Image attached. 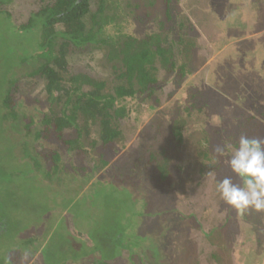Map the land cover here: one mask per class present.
Masks as SVG:
<instances>
[{
	"label": "trees",
	"instance_id": "16d2710c",
	"mask_svg": "<svg viewBox=\"0 0 264 264\" xmlns=\"http://www.w3.org/2000/svg\"><path fill=\"white\" fill-rule=\"evenodd\" d=\"M183 1L161 0L162 19L149 16L142 25L130 19L120 0H30L37 9H25L20 20L15 18L14 0H0V264H54L52 258H60L56 264H154L156 260L173 264L166 236L175 234L181 222L177 216L185 217L182 200L189 196L179 186L193 175V188L202 180L216 191L217 181L224 177L239 183L227 165L233 145L241 135L264 140V105L253 99V90L241 86L261 88L254 78L264 80V58L260 61L254 49L242 44L226 45V40L244 30L238 22L243 9H253L254 0H221L217 18L209 11L215 5L211 0L202 11L204 20L195 12H201L197 3L198 9L186 12L180 6ZM220 20L223 24L217 26ZM199 28L206 36L204 45L198 41ZM15 37L14 43L9 42ZM201 68L207 70L204 89H187L182 99L173 101V108L164 107L157 114L163 106L158 97L162 89L182 87ZM170 90L164 96L165 104L174 97ZM206 92L219 97L209 101ZM220 95L226 100H219ZM219 107H232L239 117L229 118L223 126L221 122L218 127L209 125L207 111L215 113ZM129 122L142 126L136 141L143 138L147 142L151 135L155 141L150 146L137 141L131 152L142 150L136 161L145 167L124 173L120 169L126 163L122 144ZM201 123H206L207 131ZM163 129L172 143L168 149L155 143ZM154 143L155 152L161 149L160 153L151 149ZM189 146L190 153H186L183 148ZM217 146H223L224 153L214 157ZM75 156L84 160L81 166L72 164ZM67 179L79 192L67 206H60L67 216L28 214L27 198L40 194L35 203L46 204L52 198L45 188L63 187ZM101 182H113L128 197L121 213L123 230L112 235L107 247L102 242L106 248L115 246L114 255L93 245L97 239L93 228L85 226L90 236L82 238L86 232L77 223L83 219L77 206L97 204ZM30 183L38 189H28ZM213 196L205 208L211 212L216 207V214L223 212V218L208 228V237L220 233L208 243L207 255L211 264H223L228 251L217 238H224L230 246L235 234L243 232L244 245L264 222V212L239 216L217 191ZM40 205L35 208L43 211ZM133 205L137 218H129L128 208ZM18 209L29 217L24 225L14 227L12 218ZM144 214L150 218L140 219L141 235L137 233L138 217ZM198 217L197 222L201 221ZM245 220L248 227L237 225ZM257 238L259 247L239 252V264H248V255L256 256L250 264H264V236ZM85 247L92 250L82 253Z\"/></svg>",
	"mask_w": 264,
	"mask_h": 264
},
{
	"label": "rangeland",
	"instance_id": "374dc122",
	"mask_svg": "<svg viewBox=\"0 0 264 264\" xmlns=\"http://www.w3.org/2000/svg\"><path fill=\"white\" fill-rule=\"evenodd\" d=\"M29 1L30 0H14V3H13L14 7L13 8L16 9L17 16H15V18L17 20H20L19 15L27 13V11L25 9H37V7L32 8V5L29 4L30 3ZM213 1H215V5L212 6L213 9H210L209 11L212 12L211 13L212 18H217V17H219V14L217 13L216 10L221 9L222 4H221V0H213ZM227 2L229 3L230 0H228ZM196 3L198 4V8L200 6L201 9L199 8V10L201 12H199L198 10H196L195 12H197L198 17L201 18L200 20H204L203 18H205V17H202L204 15V13L202 11L205 10L207 6L212 4L211 0H184L180 6H182L181 8L183 10L188 12L189 9L190 10L191 9H198L196 6H194ZM228 3H226V4H228ZM120 4L122 5L121 6L122 9H125V13L130 17V19L134 20L135 22H137L139 24H142V25L146 24L147 23V17L153 16V15H155V16L159 15V16H161V19H162V15L160 14L161 9H162L161 8L162 7L161 6V0H120ZM223 6H224V4H223ZM251 7L253 9H257L258 1L254 0L251 4ZM235 14L237 15V12H235ZM237 17H239V15H237ZM25 18H27V17H25ZM224 22H225V18L223 17V23ZM221 23H222V21L220 20L219 23L217 24V26H220ZM0 25H1V23H0ZM245 25H246V27H248L250 25V23L238 22V28H242ZM3 28H4V26H3ZM140 28H143V30L145 29L144 27H140ZM204 29H207V26H204ZM197 30H198L197 32L199 34H201V37H199L198 41L200 40L202 42L203 40H205L206 36H205L204 32L200 31V28ZM1 36H3V35L1 34V29H0V37ZM12 36H14V34ZM17 39H18V37H15L12 41H9V42L14 43ZM1 40H2V38H0V47H1ZM203 45H204V43H203ZM262 74L264 77L263 72H262ZM206 78H207V70L204 68H201L182 87H178L176 85V88H173V87H170V85H169L168 87H165L164 89H162V91L158 97H159V100H162L163 106L159 107L160 109L158 110L157 114H159V112L164 110V107L166 110L173 108L172 107V106H174L173 101H177V100L182 99L184 97V93L187 89L192 88V89L203 90L204 86H205ZM251 78H252V76H251ZM254 79L257 80V84L259 86H261V88H263L262 90L264 93V80L261 79V81H259L258 78H254ZM242 86H241V88H243L244 90L245 89H247L248 91L253 90L252 93L250 92L253 99L258 100L260 105H264V94L260 93V91H262L260 87H257L258 90H256V88H251L248 86L242 87ZM170 89L173 91H171ZM224 89L226 91L229 90V92H232V89H230L228 87H225ZM169 90L171 91V93L174 97H171L167 101V103L165 104L163 101L165 98L164 96L165 95L167 96V94L169 93ZM179 90L181 92H183V94L179 95L177 93ZM29 93H30V96L33 98L34 97L33 91L30 90ZM206 95L208 96L209 101L217 100V98L219 97L218 94H214L213 92H211L209 94L207 93ZM222 97L223 96H221V98H219V100L225 101L226 98L225 97L222 98ZM210 108L211 107L209 106L208 109H210ZM231 108H226V107L220 108L219 107L218 110H214L215 113H212V112H210L211 110H208L207 113H208L209 118H210L209 125L211 124V125H214V127H218L220 122H221L220 126H223L226 121H230L234 117H239V113H237L236 109H234V108L231 109ZM212 114H214V115H212ZM229 118H231V119H229ZM145 122H147V121H145ZM149 122H150V120H149ZM205 125H206V123H205ZM205 125L201 123V126H202L201 128H203L204 130L207 129L206 128L207 126H205ZM140 127H142V126L137 127L136 125H134V123H130V122L128 125L126 123V125L124 126V128H125V136H124L125 139H124V142L122 145H123V148L125 149V151L123 152L124 153L123 157L126 158V160H125L126 163L123 167L120 168L121 170H125L124 173H133L132 170L139 171V170H142L143 167H145L144 165L142 166V164H140L139 161H136L137 157L139 156V154H137L139 150L137 152H135V150L133 152H131L134 148V145L137 143V141H138V144H139V142L142 145L146 143L147 146H150V142L153 143L155 141L154 137L152 135L149 138V140L147 141L148 143L143 138H140L136 141V136L138 134ZM158 131H159V129H157V134H158ZM205 131H207V130H205ZM205 135L208 136L207 132H205ZM166 138H167L166 137V131H164V129H163L162 131H160L159 136H156L157 142H155V143H158V145H162L164 149H166V148L168 149V147L171 146L172 143L170 141H168V139H166ZM215 140H218V139H215ZM155 143L153 145H155ZM216 145H217V143L215 142L214 147ZM153 147L154 148L151 147V149L153 150V152H155L156 145ZM183 149L186 153H190V146L183 148ZM160 150L161 149H157V151L155 153H160ZM141 151H139V153ZM0 154H1V140H0ZM215 156H216V151H214V157ZM75 157L76 158L72 159V164L77 165V166H81L83 164L84 160L80 156H75ZM162 160H163V157L160 158V163L162 162ZM88 166L91 167L90 164ZM152 168L154 169L156 167L153 166ZM148 169H151V167H149ZM204 171L206 172L205 175H207L209 173L207 168H205ZM220 173L225 175V176L227 174V172H224L223 170L220 171ZM220 173H219V171L217 173L219 178H221ZM230 175H228V176H230ZM203 177H201V178H203ZM195 178H196V176L193 175V179L191 178V180L185 181L186 184L185 185L181 184L182 186H179V189H178L179 191L182 190V192H184L183 195H186L185 193H187V192L189 194L188 198L187 197H186V199L184 198L185 200H182V202H183V206H184L185 210L187 211L186 214H190V216L185 214V217H186L185 218L181 215L177 216L176 214H174V215L172 214V216H174V217L177 216L181 220V222H179V225L177 226V228L175 230V234L166 236V243L168 244V249H169V257L174 259L173 264H211L210 258H209L210 255H207L209 253L208 252V247H209L208 243L211 241V239L217 237L219 231L216 232L215 234L212 233V235L209 237H208L207 231H208V228L210 226L214 227L212 225H219L220 223H222L221 221L223 218V212H219V214L217 215L216 211H218V209H216V207L213 208L214 207L213 206L211 208V212H209V208L208 209L205 208V207L210 206L211 198L215 197V196H213V194L216 193V191H214L213 188H211V187H213L212 184H208V183L203 182L201 180L198 182L196 187L193 188V184H191V183L195 180ZM72 184H73V182H71L70 180L67 179L63 187H59V186L54 187V186L50 185L51 188L50 187L45 188L46 193L51 195V198H52L50 200H46V204L40 205V204L35 203L37 201V199H41L40 194H38L36 197H34L32 199L27 198L26 201L31 205V208H30V205L27 204L28 208H30V211L28 212V214L31 212L32 215L38 216V215H41L42 213H45V216H46L51 212H55V215L58 217L67 216L66 210H65V212L63 211V214H62V211L59 208H60V206H67V201L70 198H75L77 193H79L77 191L78 190L77 188L72 187ZM99 184H100L98 186L99 188L96 190L97 192L99 191L98 195H97V199H99L97 201V204L93 205L90 202H81L77 206V210H81V213L83 214V216H82L83 219H80L79 221H77V223L80 225L81 229L84 232H86V230L84 229L85 226L89 227V228H93V231H95V233L97 235V239L95 238L96 243L93 245H95V246H96V244L101 245L102 247H99V249L102 250V248H104V250H106L107 253H112L114 255L115 254V246L112 245L113 246L112 248H106L107 247V241L112 239L113 234L115 236L118 235L119 232L122 231L124 228V224H122V222H121V220H122L121 213L124 210L123 206H125L126 201H128V197H127L125 192L117 191V188L113 182H108V183L101 182ZM190 184H191V188L189 187ZM186 185L188 186V188L186 187ZM33 187L34 186H32V183H30L28 189H32V190L38 189V188H33ZM147 187H149V182H147ZM84 199H85L84 197H79V200H84ZM21 205L24 206L23 204H21ZM37 205H40V208L43 211L39 210L38 208H35ZM55 208H58V209H55ZM145 209H146V207H144V209L143 208L141 209L143 211V213H145ZM136 210L137 209H135V205H133L132 209L128 208V211L130 212V214H132V217H129V218H133V216L136 217V215H134ZM18 211L19 212L17 213V215H13V218H12V223L14 224V227L24 225L25 219L27 217H29L25 211H23L21 209H18ZM14 212H15V209H13V213ZM252 213H254V215L256 214L255 212H252ZM130 214L128 213V216ZM199 214L201 215L200 217H198ZM197 217L201 221L197 222ZM148 218H150V217H146L145 214L142 216L140 215L138 217L139 226H137V228H138L137 233L143 235L140 232V230H142L140 227L141 226L140 219L143 220V219H148ZM183 218H184V220H183V224H182ZM262 220H264V217L262 218ZM259 221H261V219ZM246 222H247V220H245L242 224L238 223L237 225H240L241 228L246 227V226L248 227V225L245 224ZM156 223L158 225V222H156ZM156 223L152 222V225H155ZM143 224L150 225L151 222L143 223ZM253 224L255 226V223H253ZM258 227H259V230H257V232H255L256 234H253L250 237V240L245 242L244 245H242L244 242L243 240H245L243 232H240V234H235L236 237H234L232 239V241H229L230 246L227 244V241L224 238H222L220 236H219V238H217V239H219V242L218 241L217 242L220 244H223L224 247H227V251H228L227 256L229 258H227L225 253L223 254L224 255L223 258H225V263L222 261L223 264H239V262L236 260L238 259V256H239L238 254L241 250H243V249L246 250V249L253 248V247H259L260 241L258 240L257 236L258 237L264 236V222H261V224H259ZM145 231H150V230H145ZM79 233H81V232H79ZM78 235L79 234H76L75 236H78ZM114 235H113V237H114ZM88 236H90V235L88 234ZM88 236H87V232H86V235H85V233L81 234V237L84 239L88 238ZM140 237H142V236H140ZM103 239H106V240H103ZM102 242H105L106 247H104L102 245ZM69 247L72 248V246H69ZM116 248L118 250L121 249L120 247H116ZM82 249H83V247H80V250H82ZM91 250H92L91 248L85 247V249L82 251V253H87V252H90ZM104 253H105V251H104ZM162 254H163V257L165 259V253L163 252ZM247 258L249 259V260H247L248 261L247 263L250 264V262L253 263L256 256L248 255ZM50 260L54 264H56L60 260V258H56V259L52 258ZM256 261H258V260H256ZM154 264H171V263H168L167 261L160 263L156 260L154 262Z\"/></svg>",
	"mask_w": 264,
	"mask_h": 264
},
{
	"label": "clouds",
	"instance_id": "9594fccd",
	"mask_svg": "<svg viewBox=\"0 0 264 264\" xmlns=\"http://www.w3.org/2000/svg\"><path fill=\"white\" fill-rule=\"evenodd\" d=\"M215 151L223 155L224 147L217 146ZM227 165L239 183L231 177L217 181L222 201L239 216L264 212V140L239 136Z\"/></svg>",
	"mask_w": 264,
	"mask_h": 264
},
{
	"label": "crops",
	"instance_id": "0c3cea01",
	"mask_svg": "<svg viewBox=\"0 0 264 264\" xmlns=\"http://www.w3.org/2000/svg\"><path fill=\"white\" fill-rule=\"evenodd\" d=\"M255 1H258L257 9H248L250 6H247L242 12L241 22L250 23V25L248 27L246 25L243 26L244 30L242 31L241 29L238 35L233 36L234 34H231L226 40V45L235 43L236 45L242 44L247 49L252 48L257 52L260 61H262L264 58V0ZM236 36L237 38H234ZM230 37L233 40L229 42L232 39ZM212 58H215V55ZM209 60L207 58V61Z\"/></svg>",
	"mask_w": 264,
	"mask_h": 264
}]
</instances>
